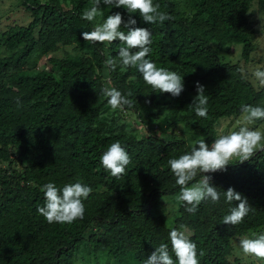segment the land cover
<instances>
[{
	"label": "trees",
	"instance_id": "1",
	"mask_svg": "<svg viewBox=\"0 0 264 264\" xmlns=\"http://www.w3.org/2000/svg\"><path fill=\"white\" fill-rule=\"evenodd\" d=\"M19 2L30 22L0 32V48L11 53L0 57V264H85L87 256L92 264H143L162 242L175 260L169 232L182 225L204 253L199 264H247L235 251L240 238L264 232V148L207 174L221 193L231 187L247 198L251 211L240 224H222L233 206L223 195L202 202L195 214L179 204L171 225L162 206L180 191L170 158L189 152L196 139L211 145L224 121L243 117L242 104L264 107V85L256 88L240 63L223 56L239 50L250 61L251 10L256 2L264 15V0H154L172 19L153 25L131 14L137 27L153 33L148 58L182 77L179 97L154 90L135 68L105 70L104 60L121 45L83 39L93 23L81 14L92 0ZM101 8L96 22L115 12L129 20L124 8ZM62 46L74 53L53 56ZM108 80L123 94L132 92L133 108H110L101 94ZM197 82L206 88V118L188 108ZM122 114H134L147 131L127 127ZM116 141L131 160L118 178L100 163ZM77 181L92 189L83 218L48 223L37 211L44 205L40 189Z\"/></svg>",
	"mask_w": 264,
	"mask_h": 264
},
{
	"label": "clouds",
	"instance_id": "2",
	"mask_svg": "<svg viewBox=\"0 0 264 264\" xmlns=\"http://www.w3.org/2000/svg\"><path fill=\"white\" fill-rule=\"evenodd\" d=\"M101 5L112 8H124L130 14L125 23L120 12L108 15L103 22H96L98 16H102ZM131 14H139L146 24H156L171 20L172 17L160 10V5L154 0H92V6L85 9L81 19L92 22L91 31H85L81 35L86 42L99 44L120 42L118 55L109 56L104 60V68L108 72H115L119 67L121 71L135 68L143 78V81L159 93H168L173 97H179L184 91L182 77L175 71H171L157 65L148 57L152 52V31L149 28L137 27V21ZM127 31H121V28ZM264 32V24L261 25ZM135 50V51H133ZM254 76L264 85V71L257 70ZM197 95L193 98L188 108L195 112L196 116L206 118L208 114V97L206 88L199 82L196 83ZM101 94L107 97V103L113 111L134 107V101L117 88L111 86L108 80L101 90ZM150 103V101H146ZM243 119L249 123L264 120V107L254 105H241ZM264 141V133L260 129H251L241 126L238 130H232L219 135L211 145L205 139L192 141L191 149L179 157L170 158L168 165L175 177L180 191L176 196L178 204L185 207L189 214H195L204 201L211 200L217 203L223 195L225 202L233 205L228 209V214L222 218V224L238 225L251 211V206L246 197L234 188H228L221 193L212 184V177L208 173L226 171L227 166L234 157L239 158V163L247 161L258 145ZM131 162L129 153L119 141L111 143L107 150L100 156V163L113 177L121 176L126 166ZM200 174L199 180H196ZM40 191L44 194V205L38 207V213L48 223H72L82 219L85 213L84 200L92 192L91 187L82 182L69 183L58 188L54 183L43 185ZM184 229V226H181ZM173 228L169 232L171 253L167 243H160L155 251L143 261V264H199L197 245L185 234V230ZM239 246L245 255L264 260V232L254 233L252 236H244L239 239Z\"/></svg>",
	"mask_w": 264,
	"mask_h": 264
},
{
	"label": "rangeland",
	"instance_id": "3",
	"mask_svg": "<svg viewBox=\"0 0 264 264\" xmlns=\"http://www.w3.org/2000/svg\"><path fill=\"white\" fill-rule=\"evenodd\" d=\"M182 1V0H181ZM14 22H17L21 25H27L30 22V16L23 10L19 0H6L4 2H0V32L5 31L8 27H10ZM264 24V15H262L258 11L257 3L255 2L252 10H251V25L254 31L252 36V41L256 47L255 52L252 54L251 59L248 63H245L240 57L239 50H234L233 53H225L223 52V56L226 57L228 61H232L234 63H240V65L245 69L250 75V79L254 86L261 87L259 80L254 76L255 71L262 70L264 71V32L261 31V25ZM241 47H239L240 49ZM66 53H74L73 47H60L56 52L52 55L55 57H64ZM11 53H8L4 47L0 48V57L10 56ZM44 63V57H41L38 61V65L42 66ZM122 118L126 121V126L130 128L138 129L139 132L147 131L146 127L137 122V118L134 114H122ZM241 126H247L251 129H260L262 133H264V124L255 125L254 121L249 123L242 118L232 122L231 120L224 121L221 124V134H226L229 131L237 130ZM238 127V128H237ZM166 128V127H165ZM155 131V130H154ZM156 133L158 135L162 134L161 131L156 129ZM264 148V141L260 145L256 147L255 150ZM237 157H234L236 159ZM238 159V158H237ZM179 204L175 199L167 200L162 206V214H166L169 218L170 225L173 224L176 213L178 211ZM238 249H236L235 254L240 256L245 260L247 264H264V260L257 259L250 255H245L242 249L239 246V242L237 243ZM77 264H84L80 261H77ZM92 264L89 256H87V263Z\"/></svg>",
	"mask_w": 264,
	"mask_h": 264
}]
</instances>
